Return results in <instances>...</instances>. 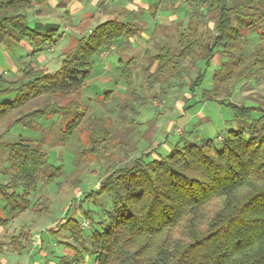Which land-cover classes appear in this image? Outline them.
I'll return each instance as SVG.
<instances>
[{"label": "trees", "instance_id": "1", "mask_svg": "<svg viewBox=\"0 0 264 264\" xmlns=\"http://www.w3.org/2000/svg\"><path fill=\"white\" fill-rule=\"evenodd\" d=\"M191 4L188 24L178 30L175 45H158L155 54L146 50L142 58L146 63L140 68L135 57L119 60V76L126 85L122 102L129 96L145 104L135 86V73L140 69L149 88L160 86L165 92L164 86L182 78L185 61L209 67L219 57L212 87L202 89L201 102L228 106L237 128L219 134L220 145L212 138L180 137L166 154L154 156L157 145L137 155L131 164L110 158L104 166L100 158L107 153L119 148L118 153L129 157L137 150L118 134L110 119L92 114L86 121L84 91L93 77L95 59L140 34L135 21L138 12L128 11L124 19L109 18L76 38L62 52L57 69L26 63L16 78L0 74V98L4 99L0 122L17 113L0 133V148L8 153L13 171L6 181H0V229L26 211H44L46 203L32 205L40 177L51 181L62 174V165L52 166L45 174L50 148L41 140L25 136L7 140L4 136L17 126L35 130L44 119L62 117L57 144L79 141L82 154H91L102 163L105 178L75 208L81 210V219H88L90 228H82V220L68 213L56 228H50L54 237L71 238L85 249H89L85 240L91 239L93 264H264V95L259 97L260 105L231 99L237 84L264 71V0H191ZM34 5L33 0H0V42H35L43 37L40 51L48 47L46 41L57 43L58 25L42 29L30 25L28 11ZM205 20L213 23L211 30H204ZM253 33L257 43H252ZM204 78L200 68L195 78L183 84L194 96ZM112 93L105 89L94 101L104 107ZM118 105L122 110L127 107ZM129 108L135 116L140 114L135 107ZM131 123L134 128L139 125ZM98 197L110 201L102 220L83 205L92 200L97 203ZM32 235L29 226H22L7 245L21 255L30 249ZM65 243L76 253L71 258L61 256L59 264H82L85 260L77 244ZM4 251L0 244V254ZM0 264H5L1 258Z\"/></svg>", "mask_w": 264, "mask_h": 264}, {"label": "rangeland", "instance_id": "2", "mask_svg": "<svg viewBox=\"0 0 264 264\" xmlns=\"http://www.w3.org/2000/svg\"><path fill=\"white\" fill-rule=\"evenodd\" d=\"M134 2L137 6L147 7L148 5L144 11L142 9L138 10V16L135 19L140 34L131 37L128 44L124 42L123 44L114 45L113 48L104 52L103 57L99 56L95 59L93 77L89 80V86L84 91L85 100L83 99V103L87 106L86 121L92 114L110 119L112 124L120 131L118 134L124 137L125 140L127 139L128 143H132L131 145H135L137 149L135 152H131L130 146H127L128 155L131 152L129 157L125 156L123 152L118 153L119 148L114 150L115 152L105 154L100 158L104 162V166H106V162L110 158L119 162L122 159V164H131L137 155L139 156L140 153L148 151L157 145H159L158 150L153 155L156 156L157 153L166 154L180 141V137H186L191 140L212 138L217 145H220L221 141L218 140V135H227L230 129L237 128L238 123L234 120L232 111L228 106L210 100L201 102L202 89L212 87L213 73L219 66V57H216L209 67L201 63L194 64L190 60L185 61V72L181 78L182 80L178 79L170 85L164 86L165 92L160 86L149 88L140 69L135 73V86L137 93L146 100L145 104H142L139 100H133L129 96H127V102H122V99L124 100L126 97L124 96L126 85L119 76L122 68L119 60L126 61V59L135 57L140 68L146 63L142 59L146 50H149L151 54H155L158 45H175L178 30H182V28L187 26L192 9L191 0H135ZM125 3L126 0H119L118 5L120 4V6L116 7V9L123 11L127 6H125ZM38 6L47 10L54 5L49 3ZM98 7L97 9L94 6L88 7L90 10L87 9L85 12H88V15L93 14L91 10L95 9L98 12ZM128 7L134 6L128 5ZM117 10L114 9V12L111 11L107 14L102 13L101 16L99 13L94 17L88 16L80 22L81 27L78 25V31L75 35L71 31H67L64 34L63 28L58 31L54 35V38L59 41L55 50H53L54 45L50 42H45V45L49 47L45 49L48 51L45 52L46 60L43 62L45 67L50 71L57 69L62 58V48L64 46L70 47L76 38L89 33L91 29L108 17L116 16L124 19L125 13L118 14ZM53 23L57 24V21H53ZM205 23L204 30L206 27L209 30H211L209 27H214L212 22L205 20ZM30 24L34 27L31 21ZM245 33L248 34L249 32L245 31ZM73 37L74 40L71 42ZM258 41L257 34L253 33L252 43H257ZM42 42L43 37H38L35 42L30 41V43H33L32 48L36 49L37 52L40 51L38 47L42 46ZM8 43L12 44V51L9 52L11 55L17 52H20L19 55L27 54L25 48H21V45L12 41ZM247 43L249 44V42ZM200 68L205 72V78L202 87L193 96L188 89V85L183 83H188L195 78ZM18 74L17 72L8 71L6 75L13 79ZM104 77L105 79L102 82ZM105 89H111L113 93L108 103L102 107L94 101V98L98 99V94H102ZM262 95H264V71L257 73L249 81L237 84L231 99L238 104L260 105L259 97ZM192 96L193 98H191ZM221 97L224 98L225 95ZM1 100L4 99L0 98ZM118 103H121V105L123 103L127 104L128 108L135 107V110L138 113L140 112V114L135 116L136 113L130 108L127 109V107L122 110ZM84 104L82 108L85 107ZM184 105L186 108H184ZM35 106L36 103L31 107ZM16 114L12 113L0 122V133L5 130L8 123L10 124L14 121ZM86 121H83L82 125ZM131 121H135L139 125L134 128ZM43 122V125L37 126L35 130L26 129L22 126L14 127L10 133L4 136V139L14 140L20 136H25L30 139L41 140L45 147L50 148V159L49 164L44 169L45 174L55 165H62L60 168L62 174L51 181L46 180L45 175L40 177L32 205L34 206V203L37 202L38 204L44 203L43 205L46 203L47 208L40 213L30 210L26 211L6 228L0 229V244L5 246V250H9L7 252L8 255L10 248L7 242L10 237L18 234L22 226H29L33 234L32 237L35 238V243H31V247H35L36 241H40L41 248L47 254L43 255L39 251L36 252L33 255V262L35 264H53L55 262L59 264V257L65 254V249L69 250L67 253L69 258L74 257L73 255L76 252L73 246L72 248L65 243L69 240L67 237H54L50 228H56V224L66 217L68 213L70 216L81 219V210L75 209L79 203L78 201L88 191L96 189L105 178V174L103 173L104 170L100 169L102 163H97L96 157L91 154H82L83 146H79V141L72 140L68 145L64 146L57 144V140L60 137L59 129L63 122L62 117L44 119ZM12 174L13 171L8 164V153L0 148V181H6ZM83 205H86L88 209H93L95 219L102 220L106 217V210L110 207V201L106 197H98L97 203L92 200L86 204L83 203ZM0 206H2L1 203ZM42 207L44 206H40V208ZM2 214L3 212L0 209V215ZM97 227L100 228L99 225ZM69 241L74 243V245L77 244L75 246L82 251L83 260H85L82 264H93L94 255L90 253V250L92 251L91 239L85 240L89 249H85L83 244L80 245L73 240ZM39 243L37 242V244ZM19 256V254L14 252V255L10 258V264H14ZM0 258L4 259L6 257L0 254Z\"/></svg>", "mask_w": 264, "mask_h": 264}, {"label": "crops", "instance_id": "3", "mask_svg": "<svg viewBox=\"0 0 264 264\" xmlns=\"http://www.w3.org/2000/svg\"><path fill=\"white\" fill-rule=\"evenodd\" d=\"M33 1H35V5L33 8L29 9L28 11V21L29 23L30 21L32 22L34 28L42 29L48 25H58L60 27L59 31L63 28L64 34H66L67 31H71L73 35L77 33L78 25L81 27L80 22L84 20L85 18H87L88 16L94 17L98 13L101 16L102 13L107 14V13H110L111 11L114 12V9L117 10L116 7L120 6V4L118 5L119 0H33ZM134 1L126 0L125 6L126 5L127 6L124 8L123 11L117 10L118 14H121V13L126 14L128 13V11H131V10L138 12V10L142 9V11H144L148 7V5L147 7L142 6V5L137 6ZM49 3H52L54 6L51 8H48L47 10L42 9L40 6H38L40 4H49ZM128 5H132L134 7L130 8L128 7ZM91 6L96 7L95 9H97V6H99L98 7L99 11L97 12L95 11V9H93L91 10L93 11V14L88 15V12H85V11L89 9L88 7H91ZM109 18L110 17H108L107 19ZM53 21H57V24L53 23ZM72 40H74V37L71 39V42ZM60 41H63V40H60ZM8 42H11V41L7 40V41L0 42V74L6 75L8 71H12L13 73H16V72L19 73V70L21 69V67L26 63L32 64V65H41L45 67L43 62H45L46 60L45 52H48L47 50L35 52L36 49L32 48L33 43H30L29 40H22L20 42H15V43L21 45L22 46L21 48H25V51L27 54L19 55L20 52H17L16 54L14 53L11 55L9 52L12 51L11 50L12 44ZM58 42L59 41H57V43L54 45L53 50H55V47L58 44ZM67 48L69 47L64 46V48H62L61 50V53ZM101 56L102 54L100 55V57ZM104 79L105 77L102 78V82L104 81ZM81 220H84V219H81ZM68 239L72 240L71 238H68ZM32 240L34 241L35 238L32 237ZM69 240L68 242L71 243V241ZM33 241H31V243H35V241L34 242ZM37 242L39 243L40 241H36L35 247L30 246V249L28 251L21 254L16 261L14 260L15 261L14 264H35V262H33L34 261L33 255L38 251L40 254L47 255L46 252L43 250V248H41L42 245L40 246V243L37 244ZM33 248L34 250H32ZM8 251L9 250L6 249L3 253V255L6 258L2 259V261L5 264H10L11 263L10 258L12 255H14V251L12 250H10V253H8L7 255ZM68 252L69 250L65 249L64 250L65 254L61 256L68 255L67 254ZM53 264H57V263L55 262Z\"/></svg>", "mask_w": 264, "mask_h": 264}, {"label": "built area", "instance_id": "4", "mask_svg": "<svg viewBox=\"0 0 264 264\" xmlns=\"http://www.w3.org/2000/svg\"><path fill=\"white\" fill-rule=\"evenodd\" d=\"M90 226V223L88 220H82L81 227L82 228H88Z\"/></svg>", "mask_w": 264, "mask_h": 264}]
</instances>
